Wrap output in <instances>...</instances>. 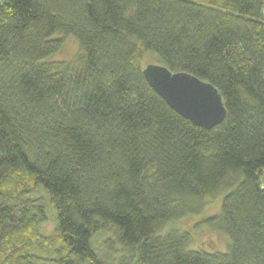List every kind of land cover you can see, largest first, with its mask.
<instances>
[{
    "label": "trees",
    "instance_id": "1",
    "mask_svg": "<svg viewBox=\"0 0 264 264\" xmlns=\"http://www.w3.org/2000/svg\"><path fill=\"white\" fill-rule=\"evenodd\" d=\"M56 34L77 38L72 59L46 61ZM150 56L215 85L224 121L172 108L144 76ZM220 195L208 221L225 252L166 230ZM0 264H264L261 0L0 6Z\"/></svg>",
    "mask_w": 264,
    "mask_h": 264
},
{
    "label": "water",
    "instance_id": "2",
    "mask_svg": "<svg viewBox=\"0 0 264 264\" xmlns=\"http://www.w3.org/2000/svg\"><path fill=\"white\" fill-rule=\"evenodd\" d=\"M143 73L153 89L194 124L211 129L224 121L227 110L223 96L212 83L157 62L148 63Z\"/></svg>",
    "mask_w": 264,
    "mask_h": 264
},
{
    "label": "rangeland",
    "instance_id": "3",
    "mask_svg": "<svg viewBox=\"0 0 264 264\" xmlns=\"http://www.w3.org/2000/svg\"><path fill=\"white\" fill-rule=\"evenodd\" d=\"M54 38H64L63 47L56 53L49 56L46 61L70 60L79 51V42L74 36H63L56 34ZM151 62H157L154 58L147 57L144 60V65ZM223 203V195L211 198L208 200L205 208L199 214L187 215L170 223L167 229L175 228L177 230L185 231L190 234L191 247L194 249L203 248L206 251H221L225 252L230 243L229 236L215 228L208 219L221 211ZM39 231L47 238L52 237L56 232V223L53 216L48 220L42 222L39 226ZM109 235L103 234L95 238V242L103 241ZM44 242L43 238H40Z\"/></svg>",
    "mask_w": 264,
    "mask_h": 264
},
{
    "label": "built area",
    "instance_id": "4",
    "mask_svg": "<svg viewBox=\"0 0 264 264\" xmlns=\"http://www.w3.org/2000/svg\"><path fill=\"white\" fill-rule=\"evenodd\" d=\"M6 0H0V6L5 2ZM262 2V13H263V18H264V0H261Z\"/></svg>",
    "mask_w": 264,
    "mask_h": 264
}]
</instances>
